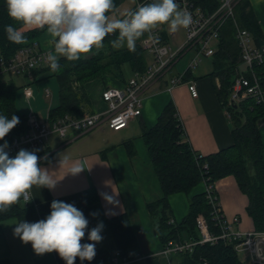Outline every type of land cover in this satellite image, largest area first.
Returning <instances> with one entry per match:
<instances>
[{"label":"trees","instance_id":"1","mask_svg":"<svg viewBox=\"0 0 264 264\" xmlns=\"http://www.w3.org/2000/svg\"><path fill=\"white\" fill-rule=\"evenodd\" d=\"M123 0H113L115 11ZM207 11H214L219 6L218 0H194ZM239 23L253 32L257 45L264 43V33L249 0H240L236 7ZM123 18V17H119ZM11 24L24 31L26 42L15 44L7 39L5 25ZM44 29L26 30L21 23L14 21L8 15L6 0H0V55L11 58L29 40L39 36ZM168 39L166 25L161 31ZM147 34V33H146ZM146 34L144 36H146ZM142 36L136 41L135 51L128 48H114L110 41L115 35L105 37L104 46L93 48L79 60L67 61L59 59L60 68L56 72L50 71L48 65L41 66L34 71L37 82L48 74L55 75L59 83L60 105L50 112L49 119L56 120L66 113L72 116L85 114V103L88 102L84 86L86 82L102 78L107 75L116 77L124 84L123 65L129 64L134 74L144 72L148 65V52L144 50ZM167 41V40H166ZM241 46L235 36V25L232 19L225 21L221 29V37L213 56L214 70L209 74L214 81L215 89L223 107L229 112L232 121L233 144L219 151L203 155L197 152L189 142L185 127L178 116V110L170 101L158 117L152 128L144 127V139L150 152L152 165L158 175L163 195L159 200L148 203L151 215L157 220V233L163 246L168 241L198 240L200 234L197 217L204 214L212 229L217 233L211 219V207L205 192L190 197L189 211L181 222H170L173 214L169 197L175 193L190 194L196 185L209 179L218 182L224 177L232 175L236 178L240 189L249 197L248 212L253 218L256 230H264V144L259 123L264 119V102L258 103L254 98H246L239 104L226 106L232 84L236 75L246 72L241 69ZM255 70L263 77L264 63L256 66ZM132 77V76H131ZM188 79V76H186ZM219 79L220 86L216 80ZM79 85V86H78ZM81 85V86H80ZM16 84L13 81H0V115L9 119L12 115L19 117L20 123L4 138L6 141L16 134L28 129L27 117L20 115L15 105ZM46 155L42 160H48L50 154L46 148L42 150ZM130 153L133 150L130 148ZM95 206L89 202L84 208L86 218H91ZM34 211L32 206H26L21 200L13 205L7 213H0V219L26 217ZM176 221V220H175ZM108 225L113 234L116 249L123 255L136 257L137 236L132 227L128 212L124 211L108 219ZM116 250V251H117ZM100 257L109 256L111 251L99 246ZM174 264H247L241 260L231 244L219 240L215 244H198L192 251L174 254L170 258ZM168 260L161 255H152L144 260L132 264H167ZM1 264H8L2 261Z\"/></svg>","mask_w":264,"mask_h":264},{"label":"crops","instance_id":"2","mask_svg":"<svg viewBox=\"0 0 264 264\" xmlns=\"http://www.w3.org/2000/svg\"><path fill=\"white\" fill-rule=\"evenodd\" d=\"M249 1L264 33V0ZM51 39L45 29L39 36L31 39V42L36 50L48 52L53 47L49 43ZM218 44L219 42L215 44L216 48ZM181 58L164 77L144 92L142 115L132 120L121 131H115L103 122L87 133L71 131L64 138L57 135L50 137L46 151L51 156L48 160H39L38 164L51 173L57 180L56 185L53 189L33 186L31 189L33 198L29 204H25L33 207L34 211L31 214L21 219L17 217L0 219V264L4 260L8 264H65L56 252L37 255L30 243L24 244L19 237L14 236V228L18 221L37 222L45 219L50 214L53 200L73 204L85 217L87 216L84 208L88 202L95 206L92 213L95 218L92 216L87 218L88 229L81 241L82 244L91 243L87 239V232L98 225L96 221L103 225L101 231L103 239L96 244V255L93 260L81 261L77 257L75 264H100V245L109 249L111 253L117 250L108 219L124 211L128 212L137 236V252L144 255L160 253L164 246L157 233V220L151 215L148 203L159 200L163 191L150 160L149 146L144 139V127H154L165 106L173 101L190 145L197 152L207 155L229 147L234 142L232 121L209 75L214 68L207 75L201 76L196 69L188 71L187 80L197 82L198 97L192 96L188 84L168 89L170 78L181 73L178 67ZM242 65L241 62V69ZM187 67L188 65L185 70ZM23 76L31 81L27 76ZM105 79L85 84V93L89 98L84 108L85 114L106 110L107 103L102 97L103 91L108 87L124 85L122 80L115 77ZM2 81L14 82L13 79L3 78ZM216 82L220 83L218 80ZM44 93L48 97L53 96L50 89H46ZM34 94L32 83H27L25 95L28 100ZM60 102L61 99L57 107ZM56 106L53 105L49 109L47 118L50 112L57 108ZM259 126L264 144V119L260 121ZM130 148L133 154L130 153ZM65 157H68L69 164L79 161L87 168L76 175L66 174L68 165L60 164ZM204 187V182H201L190 194L180 192L169 197L172 216L176 222H181L187 215L190 197L202 193ZM216 187L226 216L232 218L239 215L243 230H256L253 218L248 212L249 197L240 189L236 178L232 175L224 177L216 182ZM106 197H111V202ZM243 257L249 261L247 264H252L250 255L244 254Z\"/></svg>","mask_w":264,"mask_h":264},{"label":"built area","instance_id":"3","mask_svg":"<svg viewBox=\"0 0 264 264\" xmlns=\"http://www.w3.org/2000/svg\"><path fill=\"white\" fill-rule=\"evenodd\" d=\"M219 6L214 11H207L194 0H175L179 10L187 11L192 18V24L186 31V41L177 49L169 46L171 34L168 39L156 28L153 30L155 39L146 34L143 39L144 50L152 54L154 59L144 72H136L121 87H108L102 97L107 103L104 111L72 116L66 113L54 121L49 117L41 120L38 113H31L27 117L28 129L21 134H16L6 140L8 147L5 149L10 157H14L20 149L35 151L42 160L48 154H42L52 135L66 137L69 132L87 133L99 126L106 124L113 130L118 131L129 125L143 113L144 97L146 90L156 81L164 77L184 54L193 52L194 57L187 69L170 78L169 90L177 86L188 84L193 97L199 96L197 82L187 80L189 70L195 69L204 57L214 56L215 44L221 37V29L225 21L232 19L235 25V36L241 46V62L247 66L246 72L240 71L232 84L226 106L237 105L246 98H254L258 103L264 102L263 77L255 70L256 66L264 63V43L257 45L253 32L244 28L237 19L236 7L240 0H218ZM153 0H137L134 10ZM167 40V41H166ZM47 51H37L33 44H26L20 48L11 58L0 55V81L5 74L25 75L34 80V71L48 65L45 60ZM219 81V79H217ZM220 86V83L218 84ZM227 111V110H226ZM228 112V111H227ZM228 115L231 116L228 112ZM179 116V114H178ZM5 141H1L0 145ZM204 192L211 207V219L215 232L204 214L197 217V226L200 234L198 240L168 241L162 248L161 255L171 263L172 255L192 251L196 245L224 240L231 244L236 253L250 255L252 264H264V230L245 231L241 228V217L235 215L228 218L223 210L222 203L217 191L216 183L208 178L204 180ZM28 202L27 204H29ZM170 222H176L171 219ZM152 255L138 253L136 257L123 255L120 251L112 252L109 256H101L100 264H132ZM246 263V260H243Z\"/></svg>","mask_w":264,"mask_h":264},{"label":"clouds","instance_id":"4","mask_svg":"<svg viewBox=\"0 0 264 264\" xmlns=\"http://www.w3.org/2000/svg\"><path fill=\"white\" fill-rule=\"evenodd\" d=\"M8 15L21 23L26 30L44 29L52 39V50L45 54L50 71L60 68L59 59L76 61L93 48L104 46L105 37L115 35L112 47H127L135 51L136 41L146 33L155 39L153 30L158 25H168L171 32L189 28L192 18L187 11L179 10L175 0H153L128 11L119 18L113 0H6ZM7 39L15 44L26 42L24 31L5 25ZM20 123L19 117L9 119L0 115V140ZM7 142L0 145V213H7L21 200L24 204L33 198L31 189H53L57 180L39 166L40 157L35 151L20 149L14 157L5 150ZM60 164L68 165L66 174L76 175L87 167L83 162L69 164L65 157ZM111 202V197H106ZM50 214L37 222L18 221L14 236L24 244H31L37 255L56 252L65 264L91 261L96 255V244L103 237L102 224L87 232L91 243H81L89 221L83 212L71 203L53 200Z\"/></svg>","mask_w":264,"mask_h":264},{"label":"rangeland","instance_id":"5","mask_svg":"<svg viewBox=\"0 0 264 264\" xmlns=\"http://www.w3.org/2000/svg\"><path fill=\"white\" fill-rule=\"evenodd\" d=\"M136 1L137 0H123L119 4L118 8L116 9L117 16L124 17V15L128 11L134 10V8L136 7ZM157 28L160 31H162L164 29V25H158ZM166 28L168 30V34H171L169 46H171L173 49H177L180 45L185 43L186 41L185 28L181 27L176 32H171L168 28V25H166ZM28 42H31V40H29ZM37 51L39 50L37 49ZM192 57H193V53L191 52H187L186 54L182 56L181 60L178 62L179 63L178 67L181 69L180 71L181 73L185 70L186 66L189 65ZM153 59H154L153 55L148 54L147 64L149 65L152 64ZM213 68H214L213 56H210V57H204L203 60L200 61L199 65L195 68L196 69L195 71H197V73H200L199 76H201V75H207V73L211 72ZM242 69L246 71L247 66L243 64ZM123 71L125 73V77H126L125 79H130L131 76L134 75V71L132 70L129 64L123 65ZM107 77H113V76L107 75L105 77L97 78V79H105ZM3 79H8V80L13 79L16 84L17 90L15 92V105L20 115L28 117L31 113L38 112L40 119L45 120L47 119L49 109L53 107V105L54 106L58 105V102L60 100L59 83L55 75L49 76L48 74L46 77H43L41 80L37 82H31V81L29 82L26 78H24L23 75H9V73L5 74L3 76ZM97 79H92L90 81L97 80ZM27 83H32V87L35 90V94L30 98V100H28V98L25 95V85ZM46 89H50L53 96L48 97V95L44 93ZM87 99L89 101L88 97ZM87 103H85V105ZM69 134L70 132L68 133V135ZM92 217L95 218L93 215ZM96 223L101 224L99 221L98 222L96 221ZM241 258L243 260H246V262L248 261L247 259L243 257V255H241Z\"/></svg>","mask_w":264,"mask_h":264}]
</instances>
